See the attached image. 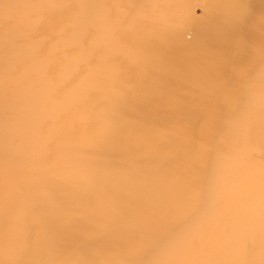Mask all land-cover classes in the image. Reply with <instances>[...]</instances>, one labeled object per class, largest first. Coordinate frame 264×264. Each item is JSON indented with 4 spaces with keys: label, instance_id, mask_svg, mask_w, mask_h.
Here are the masks:
<instances>
[{
    "label": "rangeland",
    "instance_id": "obj_1",
    "mask_svg": "<svg viewBox=\"0 0 264 264\" xmlns=\"http://www.w3.org/2000/svg\"><path fill=\"white\" fill-rule=\"evenodd\" d=\"M226 1L0 0V264H264V0ZM169 16L214 65L115 87Z\"/></svg>",
    "mask_w": 264,
    "mask_h": 264
},
{
    "label": "bare ground",
    "instance_id": "obj_2",
    "mask_svg": "<svg viewBox=\"0 0 264 264\" xmlns=\"http://www.w3.org/2000/svg\"><path fill=\"white\" fill-rule=\"evenodd\" d=\"M229 2L230 1L227 2L226 0H221L219 7L223 10H229ZM239 3L242 4L240 1ZM172 12L175 13V10ZM174 19L175 18H170L169 16L167 17V19H161L162 21H157V19L152 18L144 22L141 21L139 25L141 27L144 26L146 28L145 30L142 31L141 27H137L132 33L127 34V36H124L122 40L120 39L118 41L117 44L119 45H127L126 47L128 49V52H126V54L116 53L113 56V59H119L121 62L125 63V68H127L129 71L127 73L123 72V75L121 76V84H113L115 87L118 86L123 88L125 86V83L128 82V74L130 75V79H132L133 82L138 81V78L147 73L140 68L142 65H144L142 67H144L145 69L151 67L152 65L163 66L164 59H210V61H208L206 69H209L211 65H214V62L216 59H218V56L213 55L210 49L206 48L205 44L203 43V41L207 40L209 36L200 31V33L198 34L200 36L196 38V41L194 43H191V41H189L186 44L184 40L176 42L181 39L182 34L180 31L171 28L178 22ZM155 27H159V31H157ZM150 31L152 32L150 33ZM223 33L224 31H221L218 34L214 35V37L222 39L225 37V34ZM262 41L263 42L258 45L259 50L264 47V39ZM3 47V42H0V50H3ZM258 49H256L255 52L258 51ZM138 51L147 54L146 58H144L141 62L131 57V53ZM212 59L214 60L212 61ZM199 67L202 70H205V68L201 67L200 65ZM137 71L139 73H136ZM100 81L103 82V80ZM149 83H151V81L147 82L146 85H148ZM99 86L100 82L98 84V87ZM165 91L166 90H164V92ZM94 94L98 96V94H96L95 92ZM101 94L111 96L110 90L107 89H103Z\"/></svg>",
    "mask_w": 264,
    "mask_h": 264
}]
</instances>
